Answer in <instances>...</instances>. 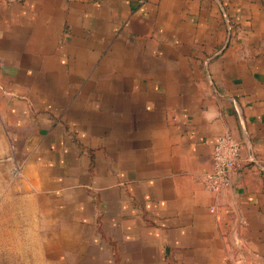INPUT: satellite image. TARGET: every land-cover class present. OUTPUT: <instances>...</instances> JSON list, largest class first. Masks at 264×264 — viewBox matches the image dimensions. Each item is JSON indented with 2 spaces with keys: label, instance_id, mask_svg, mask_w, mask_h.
Segmentation results:
<instances>
[{
  "label": "crops",
  "instance_id": "obj_1",
  "mask_svg": "<svg viewBox=\"0 0 264 264\" xmlns=\"http://www.w3.org/2000/svg\"><path fill=\"white\" fill-rule=\"evenodd\" d=\"M0 111V256L264 264V0H0Z\"/></svg>",
  "mask_w": 264,
  "mask_h": 264
},
{
  "label": "built area",
  "instance_id": "obj_2",
  "mask_svg": "<svg viewBox=\"0 0 264 264\" xmlns=\"http://www.w3.org/2000/svg\"><path fill=\"white\" fill-rule=\"evenodd\" d=\"M241 150V142L231 134L218 139L212 155V168L204 175L208 191L219 194L234 189L233 173L239 166Z\"/></svg>",
  "mask_w": 264,
  "mask_h": 264
},
{
  "label": "rangeland",
  "instance_id": "obj_3",
  "mask_svg": "<svg viewBox=\"0 0 264 264\" xmlns=\"http://www.w3.org/2000/svg\"><path fill=\"white\" fill-rule=\"evenodd\" d=\"M2 102V101H1ZM6 112L4 111H0V137L2 136L1 132H2V120L6 119ZM5 162V158L2 156V152H1V145H0V169L1 167L4 165ZM1 191H0V195H1ZM6 193V192H5ZM1 200L2 197L0 196V204H1ZM34 257L33 256H24V261L25 263H21V264H32L29 263L28 260H32ZM3 259V260H2ZM0 264H18L16 261V257L13 256H0Z\"/></svg>",
  "mask_w": 264,
  "mask_h": 264
}]
</instances>
